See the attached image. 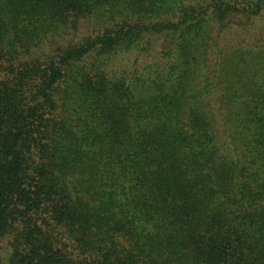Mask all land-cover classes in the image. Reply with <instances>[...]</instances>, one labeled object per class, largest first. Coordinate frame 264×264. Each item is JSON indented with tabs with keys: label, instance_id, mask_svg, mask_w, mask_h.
I'll return each instance as SVG.
<instances>
[{
	"label": "trees",
	"instance_id": "16d2710c",
	"mask_svg": "<svg viewBox=\"0 0 264 264\" xmlns=\"http://www.w3.org/2000/svg\"><path fill=\"white\" fill-rule=\"evenodd\" d=\"M0 264H264V0H0Z\"/></svg>",
	"mask_w": 264,
	"mask_h": 264
}]
</instances>
